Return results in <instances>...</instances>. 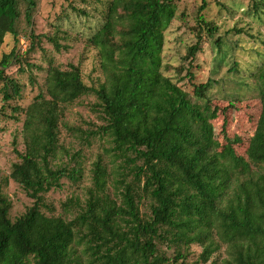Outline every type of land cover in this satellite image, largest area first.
Returning <instances> with one entry per match:
<instances>
[{"label": "trees", "instance_id": "obj_1", "mask_svg": "<svg viewBox=\"0 0 264 264\" xmlns=\"http://www.w3.org/2000/svg\"><path fill=\"white\" fill-rule=\"evenodd\" d=\"M21 1L32 25L36 0H0V47L7 34L18 41ZM179 1L108 0L102 23L87 39L102 74L97 86L84 83L77 65L63 68L49 61L43 90L24 109L11 107L13 120L17 112L23 115L24 150L12 142L18 162L8 178L32 204L11 220L0 179V264H168L159 247L164 240L174 247V261L183 257V248L198 244L206 262L222 244L225 264H264V60L249 76L261 111L245 158L215 136L212 121L219 109L208 96L213 82L195 83L192 72L200 39L178 68L190 92L162 73L164 32L176 19ZM206 5L202 0L197 17L213 34L216 27L201 13ZM28 37L31 50L41 38L56 52L64 49L55 33L30 30ZM12 61L15 50L0 58L5 102L21 96L17 81L5 74ZM88 94L104 119L90 135L111 145V168L99 157L84 198L70 197L61 204L62 214L54 215L45 195L61 189L63 179L71 185L83 179L80 162L69 166L62 160L69 153L59 142L61 118L67 106Z\"/></svg>", "mask_w": 264, "mask_h": 264}, {"label": "rangeland", "instance_id": "obj_2", "mask_svg": "<svg viewBox=\"0 0 264 264\" xmlns=\"http://www.w3.org/2000/svg\"><path fill=\"white\" fill-rule=\"evenodd\" d=\"M107 1L36 0L31 26H28L24 19L25 4L21 1L18 7L20 16L16 24L18 41L15 42L9 34L4 37L0 58L12 50L17 54V61L10 62L5 74L15 79L21 87L20 98L7 102L3 100L0 90V179L2 192L11 203V220L23 214L32 204L24 190L8 178L12 165L18 162L12 142L16 140L17 151L24 150L21 138L23 115L17 112L14 114L16 120H13L11 107L24 109L33 97L43 90L44 69L49 61L63 68L68 64L77 65L84 83L89 87L97 86L102 74L96 52L87 44V39L102 23ZM205 2L206 8L201 13L205 21L216 27L215 32L208 34L202 29L203 26L199 25L197 11L202 5V0H180L177 3L176 19L164 32L162 73L190 92L191 86L188 80L183 78L185 72H178V68L185 65L184 57L188 48L200 39V51L196 54L192 72L195 75V83L208 80L213 82L208 96L219 109L215 120L212 121L215 136L231 153L246 158V148L261 111L254 81L249 76L264 60V0ZM253 6H256L255 9ZM73 7L85 11L86 14L73 11ZM30 30L34 35L51 36L55 33L64 49L56 52L46 39L41 38L31 50L28 37ZM218 40L219 47L215 44ZM26 64L35 66L27 69ZM1 86L0 84V89ZM103 124V116L92 94L83 96L66 107L59 127V142L67 149L69 155H78L74 160L69 155L61 157L69 166H73L74 161L80 162L83 179L77 185H71L63 179L61 189L51 190L45 195L48 204L54 207V215L62 214L61 204L70 197H79L81 200L84 198L85 189L91 185L92 165L99 157L111 168V153H107L111 145L101 136L90 135ZM70 128L74 131H70ZM76 129H80L82 134L75 133ZM115 163L120 164V160ZM6 178L8 181L5 183ZM144 208L142 211H145ZM45 213L49 214L47 211ZM159 247L169 260L168 264H225L227 258L225 246L222 244L220 250L214 252L206 262L201 259L203 247L198 244L183 248V257L178 261L173 260L174 247L166 240Z\"/></svg>", "mask_w": 264, "mask_h": 264}]
</instances>
